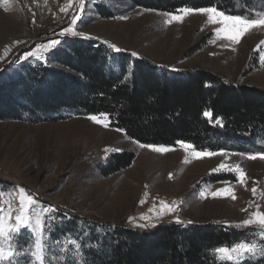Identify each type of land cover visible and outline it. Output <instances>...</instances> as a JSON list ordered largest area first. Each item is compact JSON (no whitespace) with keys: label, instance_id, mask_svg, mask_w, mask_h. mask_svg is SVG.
Here are the masks:
<instances>
[{"label":"rangeland","instance_id":"rangeland-1","mask_svg":"<svg viewBox=\"0 0 264 264\" xmlns=\"http://www.w3.org/2000/svg\"><path fill=\"white\" fill-rule=\"evenodd\" d=\"M84 3L85 7L80 9L78 0H72L68 11L62 12L60 9L68 5V0H0V86L10 83L15 90L28 69L39 65L67 71L54 58L58 52L68 50L76 39L101 45L108 61L106 68L116 69L111 67L113 60L109 54L135 52L167 72L204 71L230 84L264 90V61L260 59L264 46L256 47L264 40V27L251 30L234 44L217 37L215 28L221 25L208 24L206 15L194 13L182 21L165 23L170 19L166 13L178 14L182 8L165 12L140 7L132 0H84ZM262 12L264 0H255L252 7L237 15L256 18ZM77 14L80 19L72 26L71 19ZM70 26L85 35H61ZM53 39L61 43L43 52L40 46ZM33 52L40 53L43 59L30 56ZM91 115L94 114L59 110L36 117L29 113H20L18 118L0 117V192L11 193L16 186L25 189L36 201L29 206L33 215L45 207L54 209L46 214L44 232L52 264H84L88 255L85 250L94 243L89 240L90 232L101 235L107 228L146 231L167 223L244 230L242 241L225 247L256 244V254L227 261L219 259L214 249L217 259L226 264L264 260L259 252L258 226H240L257 204L264 211L260 195L264 192V159L248 158L264 151V137L244 145L227 144L217 150L193 147L198 152L225 154L196 158L178 143L171 146L140 143L111 127L109 121L107 127L93 122L89 119ZM140 145L171 150L157 152ZM106 148L120 151L106 154ZM120 153L130 155L131 159L116 170L114 160ZM221 163L230 168L239 165L246 174V186L238 183L234 171H212ZM254 184L259 190L255 197L251 191ZM225 187L232 188L235 199L212 195ZM5 200H13L15 215L18 210L15 198L6 195ZM161 201L170 206L174 203V209L162 208ZM0 207L6 210L8 205L0 202ZM31 240V231L22 230L19 243L23 250L29 248ZM73 240L80 245L79 249L69 243ZM60 255L66 257L64 261L57 260Z\"/></svg>","mask_w":264,"mask_h":264},{"label":"trees","instance_id":"trees-1","mask_svg":"<svg viewBox=\"0 0 264 264\" xmlns=\"http://www.w3.org/2000/svg\"><path fill=\"white\" fill-rule=\"evenodd\" d=\"M132 1L165 12L219 6L237 15L255 0ZM93 44L73 39L69 51L56 54L54 61L67 71L39 65L28 69L15 90L10 83L0 86V117L18 118L20 113L36 117L59 110L105 113L111 127L140 143L171 146L184 141L198 150L244 145L264 137V90L230 84L204 71L167 72L128 52L109 54L116 69L106 68L102 46ZM206 110L214 113L212 119L203 115ZM115 158L116 170L131 159L125 153ZM244 232L175 223L146 231L107 228L101 235L89 233L94 243L85 250L84 264H226L217 259L214 249L242 241Z\"/></svg>","mask_w":264,"mask_h":264},{"label":"snow or ice","instance_id":"snow-or-ice-1","mask_svg":"<svg viewBox=\"0 0 264 264\" xmlns=\"http://www.w3.org/2000/svg\"><path fill=\"white\" fill-rule=\"evenodd\" d=\"M46 2V0H45ZM72 6V0H68V5L62 7L60 10L62 12H67L68 8ZM78 7L83 9L85 7L84 0H78ZM198 13L206 15L207 23L216 25L219 24L221 27L215 28V32L218 38H223L232 43H239L241 38L248 32L253 29H258L264 27V12L258 13L256 18H252L251 15L244 17L240 15H227L224 11L220 10L219 6H210L202 8L194 7H184L178 10V14L166 13L165 15L169 16L170 19L166 20L165 23H171L172 21H182L185 16ZM80 19L79 14L74 16L71 19V25L75 26L77 21ZM67 27L63 30L61 35L65 33L84 36V33H79L74 30V27ZM61 43L60 40L53 39L47 44L41 45L40 48L43 52H47L51 49H55ZM264 46V40L256 46L257 49H260ZM115 48V45H112ZM119 51V49H116ZM30 56H36L37 59H43V56L40 53L33 52L29 53ZM133 56L137 54L132 53ZM260 59L264 61V52H261ZM203 115L209 119H212L214 113L212 111H205ZM89 119L95 123L103 124L107 127L108 116L105 113L99 115H91ZM217 124L220 123V120L217 118L215 121ZM122 131V129H117ZM185 152L191 151L192 155L196 158H203L205 156L213 155H225L224 153H213V152H198L195 151L193 145L186 143L184 141L177 142ZM141 147H149L153 151L165 152L170 151V148L166 147H156L153 145H140ZM112 151H120V149L106 148V154ZM249 159H264V151L256 153L254 155H249ZM187 162V157L185 158ZM219 170H228L234 171L238 174V183L243 186L247 184V177L243 169L236 165L234 167H229L228 165L221 163L216 169L212 171ZM253 196L255 197L258 193V188L253 186L251 189ZM12 196L15 198V202L18 203V210L15 215H13L12 204L13 200H5V196ZM203 195V193H202ZM213 196L217 195H228L232 199H235V195L231 187H225L223 189H218L217 192L212 193ZM261 198L264 199V192L260 193ZM0 202L7 203L8 207L5 210L3 207H0V264H21V257L24 258V264H52L51 259L48 257L49 246L48 242L44 238V232L46 229V214L53 212L52 207H45L40 212L36 214L30 213V205L36 203L34 197L28 194L25 189L16 186L13 192L5 194L0 192ZM251 203V202H250ZM161 206L164 209L172 211L175 207V204L168 205L166 202L161 201ZM256 210L250 213L249 218L243 220L240 226L247 227L251 225H256L259 228V235L261 237V244L259 246V252L264 256V211H261V205L257 204ZM142 219H147V217H141ZM177 223H180L179 218H177ZM139 227H145L146 225H138ZM153 227L155 225H152ZM30 230L32 235V240L30 242L29 248L25 251L19 243V237L22 233V230ZM76 246L77 249L80 248V245L76 241H69ZM257 245L250 243H239L233 247H219L215 249V253L218 255V258L221 260L227 261H239L245 258L247 255H255L257 252ZM64 249H61L63 252ZM64 255L57 257L58 261L65 260Z\"/></svg>","mask_w":264,"mask_h":264}]
</instances>
